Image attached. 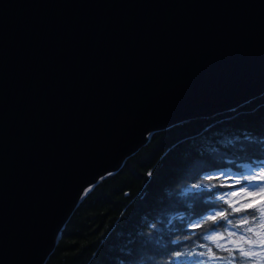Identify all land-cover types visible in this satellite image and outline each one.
Instances as JSON below:
<instances>
[{"label": "water", "instance_id": "1", "mask_svg": "<svg viewBox=\"0 0 264 264\" xmlns=\"http://www.w3.org/2000/svg\"><path fill=\"white\" fill-rule=\"evenodd\" d=\"M264 93V0H0V264H45L152 133Z\"/></svg>", "mask_w": 264, "mask_h": 264}, {"label": "trees", "instance_id": "2", "mask_svg": "<svg viewBox=\"0 0 264 264\" xmlns=\"http://www.w3.org/2000/svg\"><path fill=\"white\" fill-rule=\"evenodd\" d=\"M262 162L264 93L233 109L154 131L81 198L45 264H229L228 253L216 247H234L229 240L260 253L240 257L238 264H264V249L239 240L241 235L258 239L245 231L255 223L233 227L247 213H232L220 199L231 185L217 175L242 174ZM225 210L233 225L207 219ZM212 235L224 239H205ZM201 244L226 259L199 255L207 251Z\"/></svg>", "mask_w": 264, "mask_h": 264}, {"label": "snow or ice", "instance_id": "3", "mask_svg": "<svg viewBox=\"0 0 264 264\" xmlns=\"http://www.w3.org/2000/svg\"><path fill=\"white\" fill-rule=\"evenodd\" d=\"M258 171L252 172L248 175H242L240 178L236 179V184L241 185V187L237 191H232L227 193L228 197H241L243 199V203L241 200H226L225 196H221V200H225L228 203V207L231 208L232 213H247V215L243 216L238 225H233V221L231 219H227L228 213L225 211H218L215 215L209 216L207 219L209 221L215 222L217 218H224L227 220L229 225H233V227L239 228L243 225H250L251 223H255V227L249 226L245 229L247 233H252L254 237H258V239H253L248 236L241 235L239 237L240 241L248 245L259 246L261 249H264V162L256 165ZM247 182V183H243ZM196 188H200L201 185H195ZM252 190H249V188ZM259 199L260 204H256L254 201ZM239 205V206H236ZM258 213V215H257ZM251 217V221L249 219ZM147 219V218H146ZM236 233L228 232V236H235ZM206 240L209 241H217L223 240L224 237L222 235H212L206 236ZM228 243L234 245V247L229 248L226 245L217 244L216 247L224 252L228 253L229 264H233V261H236L237 264L239 262V258H250L254 256H260V253L254 252L251 249L245 250L243 247H235L237 241L229 240ZM201 247H207L206 252H200L199 255L207 256L208 259H226V257H220L217 255L215 251H213L212 247H208L207 245L201 244ZM182 253L177 252L176 256H181Z\"/></svg>", "mask_w": 264, "mask_h": 264}, {"label": "rangeland", "instance_id": "4", "mask_svg": "<svg viewBox=\"0 0 264 264\" xmlns=\"http://www.w3.org/2000/svg\"><path fill=\"white\" fill-rule=\"evenodd\" d=\"M255 171H258L257 167L247 166L242 174H234V173H229V172H218L217 175H220V177L222 179H225L226 182L229 185H231V188L228 191H226V193L223 194V196H225V199L226 200L230 199L233 201L234 200H241V202L243 203V199L241 197H239V196L238 197H228L227 193H230L232 191H237L241 187V185L236 184V182H235L236 179L240 178L242 175H248V174H251L252 172H255ZM243 183H247V182H243ZM249 190H252V188L250 187ZM256 200H258V199H256ZM236 206H239V205H236ZM197 264H205V263L202 261H199Z\"/></svg>", "mask_w": 264, "mask_h": 264}]
</instances>
